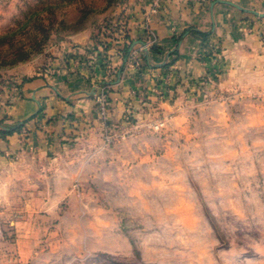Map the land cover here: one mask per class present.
<instances>
[{
    "label": "rangeland",
    "instance_id": "1",
    "mask_svg": "<svg viewBox=\"0 0 264 264\" xmlns=\"http://www.w3.org/2000/svg\"><path fill=\"white\" fill-rule=\"evenodd\" d=\"M127 1L0 0V36L37 13L14 40L31 57L0 67V109L17 68L109 28ZM208 83L163 130L124 134L93 163L0 170V264H264V90Z\"/></svg>",
    "mask_w": 264,
    "mask_h": 264
},
{
    "label": "crops",
    "instance_id": "2",
    "mask_svg": "<svg viewBox=\"0 0 264 264\" xmlns=\"http://www.w3.org/2000/svg\"><path fill=\"white\" fill-rule=\"evenodd\" d=\"M50 52L49 61L15 70L19 91L0 109L4 172L18 162H65L71 169L98 160L112 145L102 140L94 99L105 87L116 141L163 130L167 122L155 130L156 119L184 111L208 82L264 90V0H128L109 28L72 35ZM131 112L136 121L128 124Z\"/></svg>",
    "mask_w": 264,
    "mask_h": 264
},
{
    "label": "trees",
    "instance_id": "3",
    "mask_svg": "<svg viewBox=\"0 0 264 264\" xmlns=\"http://www.w3.org/2000/svg\"><path fill=\"white\" fill-rule=\"evenodd\" d=\"M37 16V13H33L27 21H25L22 25H20L19 30H13L6 34L0 36V67L3 65H14L17 63H21L23 61L28 60L33 53L32 50L35 48L31 47L32 49H25V48H17L14 44L15 37L26 29L29 24L32 22V19ZM40 31L44 34V38H48L49 32L47 33L44 29L39 28ZM206 35V34H205ZM205 35H202L205 37ZM45 39H42V41ZM41 41V42H42ZM36 45H41V43H36ZM11 51V53L9 52ZM8 55H6V54ZM129 53V47L126 50V57ZM10 132L2 131L3 135L9 134Z\"/></svg>",
    "mask_w": 264,
    "mask_h": 264
},
{
    "label": "built area",
    "instance_id": "4",
    "mask_svg": "<svg viewBox=\"0 0 264 264\" xmlns=\"http://www.w3.org/2000/svg\"><path fill=\"white\" fill-rule=\"evenodd\" d=\"M143 49H147V46H145ZM160 95H164L165 93L163 91H156ZM94 99L98 105V108L100 110V127H101V133L102 137L104 139V143L106 145L114 144L117 136L113 133L112 127L110 124V105L111 101L109 99V93L107 91V88L105 87L103 90H101L98 93L94 94ZM134 114L128 113L125 116V121L127 123L131 122L132 117ZM163 126V122H157L153 124V128L155 130H159Z\"/></svg>",
    "mask_w": 264,
    "mask_h": 264
},
{
    "label": "water",
    "instance_id": "5",
    "mask_svg": "<svg viewBox=\"0 0 264 264\" xmlns=\"http://www.w3.org/2000/svg\"><path fill=\"white\" fill-rule=\"evenodd\" d=\"M257 14V13H256Z\"/></svg>",
    "mask_w": 264,
    "mask_h": 264
}]
</instances>
